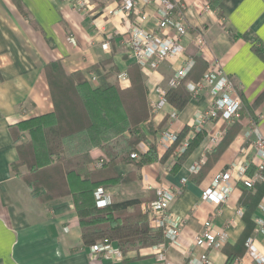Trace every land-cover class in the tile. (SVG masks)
<instances>
[{
    "label": "crops",
    "instance_id": "1",
    "mask_svg": "<svg viewBox=\"0 0 264 264\" xmlns=\"http://www.w3.org/2000/svg\"><path fill=\"white\" fill-rule=\"evenodd\" d=\"M172 1L183 9L190 34L182 42L181 57L161 63L156 71H142L151 107L159 100L156 89L168 90L178 69L186 66L188 60L202 57L208 68L219 64L233 82L243 103L241 118L235 122L243 129L205 175L201 170L192 174L189 169L201 159L206 163L208 154L224 139L227 127L235 122H207L201 130L206 140L177 172L171 170L182 155L177 151L181 145L165 164L144 166L139 180L105 190L112 200H143L141 208L145 213L146 206L156 199L157 188L173 189L178 196L171 209L182 233L177 242L168 245L166 259L170 264H189L206 252L195 244L206 221L212 220L218 232L227 231L230 246L236 244L246 227L244 218L237 214L240 208L245 213L240 205L243 195L240 183L226 203L217 205L201 197L215 175L241 160L242 148L248 149V159L253 157L255 137L249 139L244 135L251 121L259 123L264 134V55L254 49V45L264 49V0H222L220 10H213L209 0ZM116 2L120 1L97 0L96 12L115 6ZM158 10L157 3L146 7L145 29H156ZM136 17L135 12L116 18L85 15L76 11L70 0H0V264H160L151 252L152 246L128 252L123 262L93 256L91 247L83 246L72 197L41 202L11 171L12 164L19 160L11 125L54 111L45 67L60 61L67 74L81 72L93 88L117 82L118 75L126 73L135 63L124 40ZM244 34L251 35L254 42L237 37ZM108 36H111L109 47L104 50ZM72 38L75 43L70 41ZM199 38L204 41L202 49L197 45ZM194 96L178 114L170 104L152 111L154 134L149 132L148 123L142 125L147 140L157 145L159 157L168 150L160 146L166 133L178 135L188 128L183 142L189 143L198 132L197 115L208 110L213 100L208 89ZM172 114L177 116L171 118ZM142 143L148 151V145ZM258 162L255 160L248 172L252 170L254 174ZM134 170L132 164L117 167L123 175ZM258 206L252 213V221L260 215ZM252 236L264 256V236L256 235L255 230ZM207 251L213 264H226L227 256L221 249ZM234 264L255 262L246 250Z\"/></svg>",
    "mask_w": 264,
    "mask_h": 264
},
{
    "label": "trees",
    "instance_id": "2",
    "mask_svg": "<svg viewBox=\"0 0 264 264\" xmlns=\"http://www.w3.org/2000/svg\"><path fill=\"white\" fill-rule=\"evenodd\" d=\"M221 3L222 0H209L213 10H220ZM237 37L254 42L251 35ZM254 49L264 55L262 47L254 45ZM207 70V62L195 57L187 76L166 90V101L177 114L195 97L187 84L200 83ZM45 73L54 111L11 125L19 155V160L11 166L13 174L22 179L41 202L72 197L84 247L99 242L112 243L127 254L161 244L164 241L162 230L150 227L148 216L141 208L143 200H112L106 207L98 208L95 192L99 188L108 189L139 180L140 171L146 165L165 164L184 141L188 128L178 134L173 145L159 157L157 145L150 143L142 130V125L148 123L149 132L155 133L151 125L153 109L148 88L136 63L127 69L131 83L127 88H122L118 82L93 88L81 72L67 74L60 61L48 64ZM242 129L238 122L227 127L222 142L208 154L201 168L202 175L215 165ZM25 133L29 137L27 141L22 140ZM205 140V132H197L171 172H177ZM142 142L148 145V151L133 159L132 155ZM100 161L101 167L97 168ZM131 164L134 171L126 175L117 171L118 166ZM21 167H26L27 171L21 173ZM251 171L248 174L252 175ZM239 187L243 191L240 205L245 208L246 227L235 245L226 243L221 248L227 256L226 264H234L246 253V242L255 230L252 213L264 196V183H257L253 188L240 183Z\"/></svg>",
    "mask_w": 264,
    "mask_h": 264
},
{
    "label": "built area",
    "instance_id": "3",
    "mask_svg": "<svg viewBox=\"0 0 264 264\" xmlns=\"http://www.w3.org/2000/svg\"><path fill=\"white\" fill-rule=\"evenodd\" d=\"M73 8L85 15L102 16L116 18L119 16L129 17L133 12L137 14L135 22L131 25L129 31L125 35V45L129 50L130 56L142 71H156L161 63L169 60H175L184 54L182 45L183 40L189 36L190 28L185 20L183 9L179 8L172 0H122L116 2L115 6H108L101 12H96L97 0H70ZM157 3L159 5L156 29L149 31L143 27V23L148 18L145 12L146 7ZM173 32V35H169ZM103 43V49L109 47V39ZM72 43L75 40L70 39ZM200 49L204 48L202 38L198 39ZM194 65V60H188L186 66L177 70L170 85L175 86L184 79ZM117 81L122 88L131 85L127 73L119 74ZM187 88L193 95H197L201 90L208 89L213 100L211 106L205 112L198 114L196 118V131H201L204 125L209 121L223 120L226 122H235L241 118L242 100L237 94L236 88L224 73L219 64H211L205 73L202 81L198 84L188 83ZM159 100L153 105V111L161 110L167 101L165 98L166 91L156 89ZM177 114H172L171 118H175ZM247 138L255 137L253 141V157L248 156V149L242 148L240 151L241 160L233 163L227 170L221 171L215 175L211 186L202 193L203 201H210L217 205L226 203L233 195L237 183H243L248 188H253L258 182H264V134L259 123L251 121L249 129L244 133ZM175 134L166 133L160 146L169 149L176 140ZM221 136V134H220ZM188 146V142H183L178 148V152L183 154ZM146 152L144 143L140 144L136 153L132 155L133 159H137L140 153ZM255 160L256 171L252 177L248 176V170L251 168ZM204 159L195 162L189 169L190 173H198L203 164ZM102 161L97 164V168L101 167ZM186 182V179H183ZM178 194L171 188L159 187L156 189V199L148 204L145 213L148 216L149 225L152 229L162 230L164 241L161 244L151 247V252L156 256L157 262L160 264H170L166 259V250L180 238L182 228L172 213V205L177 199ZM96 205L103 208L112 202L111 197L106 190L99 188L95 192ZM260 215L254 219L256 235L264 236V196L258 206ZM237 214L243 217V208L238 209ZM226 230L216 231L212 220H208L204 224L202 232L196 238V246L204 248L205 253H201L196 258L189 261V264H213L208 249L220 250L228 240ZM248 255L254 260L255 264H264V256L259 252L255 244L254 236L250 237L246 242ZM91 254L93 256H103L113 262H123L126 259L120 248L112 243H97L91 246Z\"/></svg>",
    "mask_w": 264,
    "mask_h": 264
},
{
    "label": "rangeland",
    "instance_id": "4",
    "mask_svg": "<svg viewBox=\"0 0 264 264\" xmlns=\"http://www.w3.org/2000/svg\"><path fill=\"white\" fill-rule=\"evenodd\" d=\"M117 82H118V81H117ZM118 84H119V83H118ZM28 138H29V137H28L27 133L23 134V138H22L23 141H27ZM23 168H25V170H23ZM26 170H27L26 167H21V168H20V172H21V173H25ZM99 243H102V242H99Z\"/></svg>",
    "mask_w": 264,
    "mask_h": 264
}]
</instances>
